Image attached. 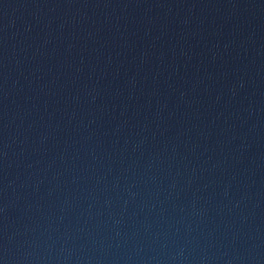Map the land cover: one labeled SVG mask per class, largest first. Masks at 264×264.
Masks as SVG:
<instances>
[{"label": "water", "instance_id": "water-1", "mask_svg": "<svg viewBox=\"0 0 264 264\" xmlns=\"http://www.w3.org/2000/svg\"><path fill=\"white\" fill-rule=\"evenodd\" d=\"M0 264H264V119L0 83Z\"/></svg>", "mask_w": 264, "mask_h": 264}]
</instances>
